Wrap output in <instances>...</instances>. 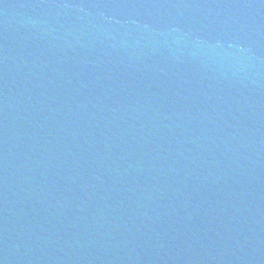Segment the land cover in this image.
I'll return each instance as SVG.
<instances>
[{"label": "water", "instance_id": "1", "mask_svg": "<svg viewBox=\"0 0 264 264\" xmlns=\"http://www.w3.org/2000/svg\"><path fill=\"white\" fill-rule=\"evenodd\" d=\"M0 264H264V0H0Z\"/></svg>", "mask_w": 264, "mask_h": 264}]
</instances>
